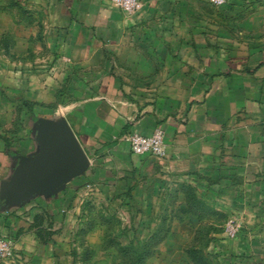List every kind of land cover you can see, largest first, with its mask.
I'll list each match as a JSON object with an SVG mask.
<instances>
[{"label": "crops", "instance_id": "crops-1", "mask_svg": "<svg viewBox=\"0 0 264 264\" xmlns=\"http://www.w3.org/2000/svg\"><path fill=\"white\" fill-rule=\"evenodd\" d=\"M209 5L143 0L129 15L105 0L55 2L63 19L77 23L87 40L101 46L121 45L135 29L151 49L138 51L132 60L139 74L154 78L144 96L128 94L123 84L110 80L103 96L67 112L64 121L89 164L51 194L8 198L9 186L25 169L20 156H37L41 146L35 139L34 146L17 152L0 136V234L13 240L17 257L31 255L33 264L49 257L58 215L73 214L80 180L95 188L128 190L129 171L145 166L178 174L220 172L214 185L241 188L236 213L264 214L247 205L250 199L264 204V0ZM155 128L164 131L166 158L133 154L129 134L150 135ZM260 171L263 175H256Z\"/></svg>", "mask_w": 264, "mask_h": 264}, {"label": "rangeland", "instance_id": "rangeland-1", "mask_svg": "<svg viewBox=\"0 0 264 264\" xmlns=\"http://www.w3.org/2000/svg\"><path fill=\"white\" fill-rule=\"evenodd\" d=\"M56 1L0 0V136L17 152L34 146L32 117L62 122L73 107L103 96L110 80L144 96L154 78L139 74L132 60L151 49L135 29L123 44L101 46L63 19ZM129 173L128 190L77 183L73 214L58 215L57 240L43 264H264V214L236 213L241 188L214 185L220 172L145 166ZM229 220L239 224L232 240L224 233ZM31 260L20 253L0 264Z\"/></svg>", "mask_w": 264, "mask_h": 264}, {"label": "water", "instance_id": "water-1", "mask_svg": "<svg viewBox=\"0 0 264 264\" xmlns=\"http://www.w3.org/2000/svg\"><path fill=\"white\" fill-rule=\"evenodd\" d=\"M36 122L41 153L34 157L20 156L25 169L8 188L7 196L11 200H19L34 191L51 194L83 174L89 164L86 152L67 122L52 119Z\"/></svg>", "mask_w": 264, "mask_h": 264}, {"label": "built area", "instance_id": "built-area-1", "mask_svg": "<svg viewBox=\"0 0 264 264\" xmlns=\"http://www.w3.org/2000/svg\"><path fill=\"white\" fill-rule=\"evenodd\" d=\"M112 6L119 8L125 14H134L142 7L141 0H105ZM207 3L220 7L227 3L228 0H204ZM129 148L136 155H150L156 159H164L167 156V147L164 139V131L155 128L150 135H142L137 132L129 134ZM239 224L236 220H229L224 225L225 236L232 240L236 237ZM16 250L13 240L7 235L0 234V259L9 260L16 256Z\"/></svg>", "mask_w": 264, "mask_h": 264}, {"label": "trees", "instance_id": "trees-1", "mask_svg": "<svg viewBox=\"0 0 264 264\" xmlns=\"http://www.w3.org/2000/svg\"><path fill=\"white\" fill-rule=\"evenodd\" d=\"M24 109V108H23ZM24 113H26V110H25V112ZM32 118H35V117H32ZM7 145V144H6Z\"/></svg>", "mask_w": 264, "mask_h": 264}]
</instances>
